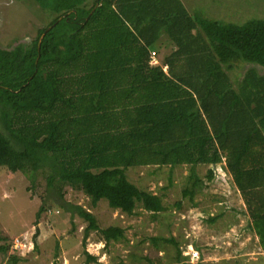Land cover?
<instances>
[{
	"label": "trees",
	"instance_id": "16d2710c",
	"mask_svg": "<svg viewBox=\"0 0 264 264\" xmlns=\"http://www.w3.org/2000/svg\"><path fill=\"white\" fill-rule=\"evenodd\" d=\"M36 3L53 16L49 25L29 46L0 49V169L22 173L32 188L45 179L37 218L54 204L87 223L85 264H100L86 251L90 234L107 247L124 241L126 230L102 229L66 199L67 188L87 195L93 171H118L97 179L100 197L136 216L139 188L124 171L214 166L225 155L264 252V75L251 68L234 87L226 73L240 64L264 69V20L195 19L181 0ZM162 37L176 49L151 66ZM151 242L172 243L182 255L174 239ZM9 251L0 245L1 254ZM24 261L10 256V264Z\"/></svg>",
	"mask_w": 264,
	"mask_h": 264
},
{
	"label": "rangeland",
	"instance_id": "374dc122",
	"mask_svg": "<svg viewBox=\"0 0 264 264\" xmlns=\"http://www.w3.org/2000/svg\"><path fill=\"white\" fill-rule=\"evenodd\" d=\"M181 2L195 19L237 25L264 20V0ZM52 19L36 0H0V49L29 46ZM154 48L160 63L176 49L169 37H162ZM251 68L264 75V69L247 64L226 73L237 87ZM226 167L224 155L222 162L214 166L124 171L128 180L139 188L138 198L143 207L136 216L112 210L100 197L99 180L113 177L118 171H93L95 180L88 182L87 195L67 188L66 199L93 213L102 229L121 226L126 230V239L106 247L100 235L92 232L86 251L98 257L100 264H264L263 248L249 226L252 221L245 201ZM193 184L198 187L185 197L183 192ZM45 185V179L40 178L32 188L22 173L0 169V237L4 239L0 245L10 248L7 255L0 253V264H10V256L16 252L25 260L21 264L86 263L82 243L87 223L54 204L37 218L45 198ZM94 196L98 199L96 205ZM153 214L158 217L152 218ZM212 218L216 222H208ZM152 238L174 239L182 255L178 256L172 243L155 247ZM193 252L199 254V259L191 258Z\"/></svg>",
	"mask_w": 264,
	"mask_h": 264
},
{
	"label": "built area",
	"instance_id": "2783aa9c",
	"mask_svg": "<svg viewBox=\"0 0 264 264\" xmlns=\"http://www.w3.org/2000/svg\"><path fill=\"white\" fill-rule=\"evenodd\" d=\"M150 65L151 66H156L159 65V61L157 60V55L155 52L151 53V57H150ZM167 70V68H165V71ZM198 257L199 259V254L197 252H193L191 255V258H195Z\"/></svg>",
	"mask_w": 264,
	"mask_h": 264
}]
</instances>
